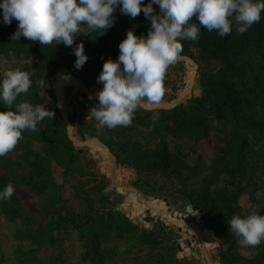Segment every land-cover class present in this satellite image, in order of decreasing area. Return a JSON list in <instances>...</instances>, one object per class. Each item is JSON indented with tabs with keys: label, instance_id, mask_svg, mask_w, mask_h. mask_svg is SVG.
<instances>
[{
	"label": "trees",
	"instance_id": "1",
	"mask_svg": "<svg viewBox=\"0 0 264 264\" xmlns=\"http://www.w3.org/2000/svg\"><path fill=\"white\" fill-rule=\"evenodd\" d=\"M113 15L103 35L74 37L72 47L82 43L87 55L80 69L74 67L71 47L24 37L12 41L17 21L0 22V72L19 68L32 81L11 107L26 101L53 111L52 119L43 118L35 131L23 130L15 147L0 157V188L14 187L8 200H0V264H191L187 257H175L168 226L156 221L152 228L140 227L117 208L120 196L108 190L95 161L73 145L58 115L49 82L54 72L74 74L93 89L100 84L96 77L103 61L117 57L127 30L146 35L149 29L143 13L129 18L117 9ZM181 44L180 56L197 64V95L170 109L138 107L130 124L109 129L100 127L89 111L96 98L80 93L72 98L70 124L79 139L96 138L105 145L116 166L131 168L136 176L168 179L182 207L200 209L210 230L208 245L217 241L218 264H264V240L244 256L227 224L233 215L253 209L264 214V204L245 211L239 203L244 195L254 203L256 193L264 190V10L242 34L235 25L224 36L201 28L197 40ZM40 80L43 86L37 85ZM171 83L167 68L159 101L174 98H163ZM7 107L0 104V110ZM93 150L105 168L104 156ZM55 169L61 182L55 180ZM116 182L124 184L117 177ZM134 186L146 194L157 189L146 182ZM31 212L37 217L33 229ZM43 243L49 248L44 261L39 259Z\"/></svg>",
	"mask_w": 264,
	"mask_h": 264
},
{
	"label": "clouds",
	"instance_id": "2",
	"mask_svg": "<svg viewBox=\"0 0 264 264\" xmlns=\"http://www.w3.org/2000/svg\"><path fill=\"white\" fill-rule=\"evenodd\" d=\"M153 5L157 10H154ZM129 18L143 13L150 22L145 34L127 30L118 43V55L108 57L96 77L102 87L96 93V106L89 111L100 127L127 126L138 107L157 104L163 94V77L182 51L181 40L198 39L201 28L229 34L235 25L244 33L261 18L264 0H0V22L17 21L10 40L21 37L40 45L63 44L71 47L74 67L87 60L83 44L72 47L74 37L97 32L103 35L114 23L116 10ZM195 18V22H190ZM43 86L44 81L36 82ZM32 85L29 74L19 68L0 72V157L10 152L25 129L35 131L43 118L53 111L21 101L11 106ZM158 118V113L153 114ZM14 191L11 183L0 188V200H8ZM228 231L245 246L264 240V214L253 209L247 215H233Z\"/></svg>",
	"mask_w": 264,
	"mask_h": 264
},
{
	"label": "rangeland",
	"instance_id": "3",
	"mask_svg": "<svg viewBox=\"0 0 264 264\" xmlns=\"http://www.w3.org/2000/svg\"><path fill=\"white\" fill-rule=\"evenodd\" d=\"M175 66H177V67H175ZM190 70H193V75L194 74L195 75L193 76V82L190 85V89L188 90L189 94H190V96H192V95H197L199 93V89H198V87L196 85V81H195L196 70L194 69L192 64L188 61H180V62L175 61L173 64L169 65V67H168V72L170 74V78L172 80V83H171L170 87L167 89V91L165 93L166 95L163 97L164 99L171 97V96L175 97L176 95L180 94L182 92V90L185 89V87H187V85L189 83ZM57 74H58V72H54L49 78L51 88L53 86H54V88H56L54 83L56 80H58ZM63 82H65V83L61 87H59L58 89L56 88V89L58 90V95L60 94L59 98L61 99L62 108H63L64 112L67 113L68 115H70L74 109V106H75V103L72 101L73 96L76 94L83 93V92L80 88H78L77 85L71 84L70 82H66V81H63ZM69 85H70V87L68 88ZM93 87H94L93 89L88 88L89 89L88 91H89L91 97H96V93L102 87V85L96 84ZM176 87H180V89L175 91V92H172L171 89L176 88ZM171 100H173V99H171ZM171 100H169V101H171ZM58 115L60 117L59 112H58ZM72 131H73L74 141H78L79 138H77V136L75 135L74 130H72ZM75 145L77 148L78 147L83 148V152H85L88 156H90L95 161V165H96L97 169L99 170V172L105 174V176L108 179V185H109L108 190L116 193L121 198V203L117 205V208L119 210L124 209L125 215L131 221H135L133 223L137 224L140 227L152 228L153 223L156 222L157 220L164 222L168 226V228L171 230V232H173L172 236L174 237V243L179 245V248H175V257L176 258L180 259L182 257L189 256L190 257L189 261L191 262V264H207V260L203 254V249L201 247L199 238L194 234L186 232L189 229L191 230V228H189L186 225L185 226L186 230H185V227L184 228L182 227L183 229L180 227L181 229L177 230L178 226L170 224L165 219V217H169L170 219L175 220L168 213H164V212L161 213L160 212L159 214H155V213L151 212V210H149V211L145 210V209H148L147 205L151 206L153 209H158L155 206V205H157L159 207H162L165 210L170 209L171 211H175V212L183 211L188 215V217L191 221L196 220V223L194 226L199 233H201V231L205 232V240L208 238L209 234H207V232L203 226V222L198 219L197 213L191 211V208L189 206H186V207L181 206V202L178 199V196L176 195L175 187L172 185V183L168 179L161 177V176H158L156 174H148V173L137 174V176H136L135 172L131 168L119 167V166H116L115 163H114L115 169H114L113 179H111L109 177V175L107 174V171L109 172V164L106 162V165L104 168L103 157L99 156V154L96 153L90 147L89 143H87L85 145H81V146L78 144H75ZM104 160H105V156H104ZM106 166H107V168H106ZM115 176L121 182L123 181L124 186H126L128 188H135L136 190H138L142 198L139 197V201L137 202L132 193L129 194V193H122L120 191H117V189L114 188V186L116 187L118 184L116 182ZM54 177H55V180L57 182H61V178L59 176L57 169H55ZM135 182H146V183L155 185L157 187V189L152 193L146 194L134 186ZM68 193H69V191L67 189L66 195ZM143 198L144 199H150L155 205L151 202L144 200ZM159 201L162 202L163 204H159ZM30 202H31L30 206L33 207L34 206L33 200H31ZM239 203L245 211L250 209L253 205L264 204V190H261V191L256 193L254 203H251L250 200L248 199V197L245 195L241 196ZM137 206L140 210L137 209ZM31 211H34V209L32 208ZM31 213H32L31 214V218H32L31 228L33 229L37 223V217L33 212H31ZM145 218H151V220L146 221ZM237 241H238L239 251L242 255L251 256L254 253L252 246L242 245L239 242V238H237ZM206 243H207V240H206ZM216 247H217V241L215 240V238H214V242L211 246H209L207 243L208 249H206V252H207L212 264H218L217 259L215 258ZM48 256H49V248H48L46 243H43L41 246V249L39 251V259L44 261L48 258ZM30 264H37V263H30Z\"/></svg>",
	"mask_w": 264,
	"mask_h": 264
},
{
	"label": "water",
	"instance_id": "4",
	"mask_svg": "<svg viewBox=\"0 0 264 264\" xmlns=\"http://www.w3.org/2000/svg\"><path fill=\"white\" fill-rule=\"evenodd\" d=\"M180 61H188V62H190L191 64H192V66L194 67V69L196 70L197 69V64L195 63V62H193L192 61V59L191 58H189V57H187V56H180L179 55V58L176 60V62H180ZM57 75H59V76H63V77H65V78H67V79H69L71 82H75V83H77V84H79V87L78 88H80L81 90H82V92L86 95V96H88V97H91L90 96V93H89V91H88V89L85 87V83L81 80V79H79L78 77H76L74 74H65V75H63V74H60L59 72H58V74ZM195 75V74H194ZM192 82H193V79H192V81H191V83L189 84V85H191L192 84ZM52 89V92H53V96H54V99H55V102H56V107H57V110H58V112H59V114H60V118H61V120H62V122H63V124H64V127H65V129H66V134H67V137L71 140V142L73 143V145L76 147V145L75 144H78V145H85V144H87V143H89V142H91V141H95V142H97V143H99V144H101L108 152H109V150H108V148L105 146V145H103L98 139H96V138H92V139H89V140H81V139H79L78 141H74V138H73V128H72V126H71V124H70V120H69V115L67 114V113H65L64 112V110H63V108H62V103H61V99L59 98V95H58V92L55 90V88H54V86L51 88ZM189 89H190V86H189ZM188 89V90H189ZM189 94V93H188ZM191 96H190V94L189 95H187L185 98H183V99H178V98H175V99H173V100H171V101H167V102H164V101H159L157 104H151V105H145L144 107H141V108H143V109H148V110H152V109H170V108H173V107H175V106H177V105H180V104H182V103H184L187 99H189ZM91 98H96V97H91ZM78 138V137H77ZM79 148V150H83V148H81V147H78ZM110 153V152H109ZM111 154V153H110ZM114 188H116L115 186H114ZM133 189H135V188H133ZM136 190V189H135ZM191 208V211H193V212H195V213H197V215H198V219L200 220V221H202L203 222V226H204V228L205 229H208V222H207V220L204 218V215H203V213L201 212V210L200 209H198L197 207H190ZM170 210V209H169ZM121 212H125V210L124 209H122L121 210ZM173 213H176L182 220H183V222L185 223V225H187L189 228H191L192 230H194L195 232H196V228H195V223H196V220H193V221H191L190 219H189V217H188V215L185 213V212H183V211H179V212H175V211H173ZM145 220L146 221H149V220H151V218H145ZM158 222H161V221H159V220H157ZM132 222H135V221H132ZM162 223V225L163 226H167L164 222H161ZM181 228H180V226H178V228H177V230H180ZM209 230V229H208ZM176 248H179V245L178 244H176ZM203 254H204V256H205V258H206V260H207V264H212L211 263V261H210V258H209V256H208V254H207V252H206V250H203ZM187 259L189 260L190 259V257L189 256H187Z\"/></svg>",
	"mask_w": 264,
	"mask_h": 264
},
{
	"label": "bare ground",
	"instance_id": "5",
	"mask_svg": "<svg viewBox=\"0 0 264 264\" xmlns=\"http://www.w3.org/2000/svg\"><path fill=\"white\" fill-rule=\"evenodd\" d=\"M191 68V67H190ZM193 70H190V73H189V83H188V85H187V87H185V89L184 90H182V92L180 93V94H178V95H176L173 99H175V98H178V99H183V98H185L187 95H188V93H189V91H188V89H189V84L191 83V81H192V79H193ZM57 79L58 80H56L55 81V87L58 89L59 87H61L65 82H63V81H66V82H70L71 84H75V85H77L78 87H79V84H77V83H73V82H71L69 79H67V78H65V77H63V76H59V75H57ZM86 87V86H85ZM55 88V90L58 92V90ZM87 88V87H86ZM88 89V88H87ZM89 90V89H88ZM60 95V94H59ZM89 145H90V147L92 148V149H95V150H98V151H100L104 156H105V160H106V162L109 164V172L107 171V174L109 175V177L111 178V179H113V174H114V160H113V157H112V155L101 145V144H99V143H97V142H95V141H91V142H89ZM106 168H107V166H106ZM116 174V173H115ZM115 178H116V176H115ZM116 183V182H115ZM117 184V183H116ZM116 189H117V191H120V192H122V193H132L133 195H134V197H135V199H136V201L138 202L139 201V197H141V195H140V193H139V191L138 190H135V189H133V188H128V187H126V186H124V185H122V184H117V186H116ZM142 198V197H141ZM144 199V198H143ZM144 200H146V201H148V202H151V203H153L150 199H144ZM154 204V203H153ZM155 205V204H154ZM156 206V208H158V209H153L151 206H148L147 205V208L148 209H145V210H151V212H153V213H155V214H159L160 212L161 213H168L169 215H171L175 220H172V219H170L169 217H165V219L170 223V224H173V225H175V226H180L181 228L183 227H185L186 225H185V223L183 222V220L176 214V213H173V211H171V210H169V209H163L162 207H159V206H157V205H155ZM167 222V223H168ZM182 228V229H183ZM188 229V228H187ZM185 230H186V227H185ZM206 230V232H207V234H209L210 233V230H208V229H205ZM187 233H191V234H194V235H196L198 238H199V240H200V244H201V247H202V249L203 250H206V249H208L207 248V243H206V240H205V232L204 231H201V233H199L197 230H196V232L194 231V230H187L186 231Z\"/></svg>",
	"mask_w": 264,
	"mask_h": 264
}]
</instances>
